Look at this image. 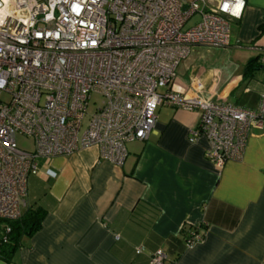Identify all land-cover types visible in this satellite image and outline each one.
<instances>
[{"label":"built area","instance_id":"built-area-1","mask_svg":"<svg viewBox=\"0 0 264 264\" xmlns=\"http://www.w3.org/2000/svg\"><path fill=\"white\" fill-rule=\"evenodd\" d=\"M244 8L245 0L239 11L237 0H0V219L21 216L40 161L96 146L122 167L127 144L155 132L159 107L199 113L189 140H207L216 171L241 161L250 130L264 125V96L249 111L214 104L199 83L188 97L171 86L191 48L229 46V24ZM93 95L101 106L82 128ZM20 136L32 151L17 146ZM202 231L187 234V248ZM164 260L157 252L149 262Z\"/></svg>","mask_w":264,"mask_h":264},{"label":"crops","instance_id":"crops-1","mask_svg":"<svg viewBox=\"0 0 264 264\" xmlns=\"http://www.w3.org/2000/svg\"><path fill=\"white\" fill-rule=\"evenodd\" d=\"M242 13L229 24L228 47L191 48L173 92L188 97L199 83L214 104L257 108L264 96V0H245ZM252 59L257 69L246 76ZM155 115V132L127 144L120 168L96 146L40 161L21 215L41 208L45 219L0 264H151L157 252L165 264L264 263V125L250 130L241 161L216 171L205 158L207 140H189L199 113L166 106ZM201 225L203 240L187 248L184 230Z\"/></svg>","mask_w":264,"mask_h":264},{"label":"trees","instance_id":"trees-1","mask_svg":"<svg viewBox=\"0 0 264 264\" xmlns=\"http://www.w3.org/2000/svg\"><path fill=\"white\" fill-rule=\"evenodd\" d=\"M257 69V59H252L245 66L243 74L249 76ZM46 213L41 208H27L18 220L9 222L0 219V261L9 262L14 252L21 246V241L32 237L37 233ZM5 228L9 232H5ZM204 229L203 225L194 229L184 230L183 236L188 237L190 232L197 233L198 229ZM187 235V236H186Z\"/></svg>","mask_w":264,"mask_h":264},{"label":"rangeland","instance_id":"rangeland-1","mask_svg":"<svg viewBox=\"0 0 264 264\" xmlns=\"http://www.w3.org/2000/svg\"><path fill=\"white\" fill-rule=\"evenodd\" d=\"M199 21V15L198 16H194L193 18L189 19L187 21V23L184 25V30H187L189 28H192V26L194 24H196L197 22ZM101 98L97 95H93L90 102L88 103V109H87V115H86V119L84 120V123H83V126L82 128L85 127L88 119H89V116H91L93 114V112L95 111V109H97L98 107H100L101 105ZM81 131H83L81 129ZM16 144L17 146H19L20 149H24L26 151H32L33 150V145H32V142L31 140L29 139H26V138H23V137H17L16 139Z\"/></svg>","mask_w":264,"mask_h":264},{"label":"clouds","instance_id":"clouds-1","mask_svg":"<svg viewBox=\"0 0 264 264\" xmlns=\"http://www.w3.org/2000/svg\"><path fill=\"white\" fill-rule=\"evenodd\" d=\"M244 0H237V9L238 11L243 8Z\"/></svg>","mask_w":264,"mask_h":264},{"label":"water","instance_id":"water-1","mask_svg":"<svg viewBox=\"0 0 264 264\" xmlns=\"http://www.w3.org/2000/svg\"><path fill=\"white\" fill-rule=\"evenodd\" d=\"M260 69H261V70L264 69V66H262Z\"/></svg>","mask_w":264,"mask_h":264}]
</instances>
